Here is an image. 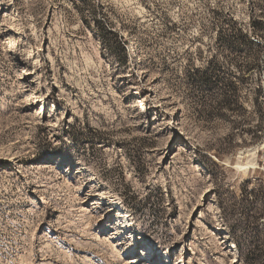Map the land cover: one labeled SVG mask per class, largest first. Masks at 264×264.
<instances>
[{
  "label": "rangeland",
  "instance_id": "374dc122",
  "mask_svg": "<svg viewBox=\"0 0 264 264\" xmlns=\"http://www.w3.org/2000/svg\"><path fill=\"white\" fill-rule=\"evenodd\" d=\"M257 191L264 0H0V264H264Z\"/></svg>",
  "mask_w": 264,
  "mask_h": 264
},
{
  "label": "trees",
  "instance_id": "16d2710c",
  "mask_svg": "<svg viewBox=\"0 0 264 264\" xmlns=\"http://www.w3.org/2000/svg\"><path fill=\"white\" fill-rule=\"evenodd\" d=\"M236 36L237 39L242 41V42H246V45L249 48V53L247 55V60L245 62V68L247 69V71L251 72V71H255L258 68L259 64H256L253 62V60H255L256 58L259 59L260 57V51L261 48H263L262 46H260V44L254 42V40L251 39V33L248 32H243L242 30H238L236 32ZM211 67H207V69H205L206 72H208L210 70ZM253 191V190H252ZM260 191H257V196H261V200H262V205L264 203V196H262L260 193ZM264 214V212L262 210L259 211V213L255 216H252V218L258 222L259 217L262 216ZM248 217V220L251 219L250 216H246ZM247 220V219H246ZM250 223V222H249ZM257 239L259 238L258 236L256 237ZM255 238V239H256ZM235 239H237V237H235ZM239 247L241 246L240 242H238ZM254 252V251H253ZM245 257L248 259V257L245 255Z\"/></svg>",
  "mask_w": 264,
  "mask_h": 264
},
{
  "label": "bare ground",
  "instance_id": "6f19581e",
  "mask_svg": "<svg viewBox=\"0 0 264 264\" xmlns=\"http://www.w3.org/2000/svg\"><path fill=\"white\" fill-rule=\"evenodd\" d=\"M89 178H90V181L93 180V178L91 176Z\"/></svg>",
  "mask_w": 264,
  "mask_h": 264
}]
</instances>
